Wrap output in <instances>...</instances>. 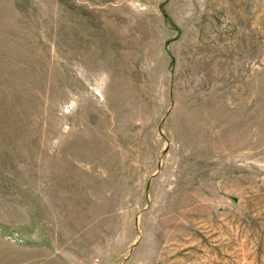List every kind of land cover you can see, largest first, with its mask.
<instances>
[{"label": "rangeland", "instance_id": "374dc122", "mask_svg": "<svg viewBox=\"0 0 264 264\" xmlns=\"http://www.w3.org/2000/svg\"><path fill=\"white\" fill-rule=\"evenodd\" d=\"M0 264H264V0H0Z\"/></svg>", "mask_w": 264, "mask_h": 264}]
</instances>
